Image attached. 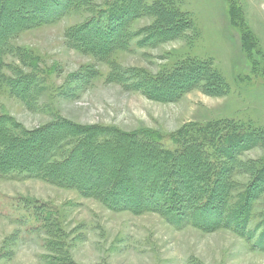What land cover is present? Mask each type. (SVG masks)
I'll return each instance as SVG.
<instances>
[{"label":"trees","instance_id":"trees-1","mask_svg":"<svg viewBox=\"0 0 264 264\" xmlns=\"http://www.w3.org/2000/svg\"><path fill=\"white\" fill-rule=\"evenodd\" d=\"M175 1L158 0L150 5L148 0H106L94 7L91 0H0V57L12 53L10 40L18 34L94 7L93 15L69 30L66 38L72 49L111 62L117 53L130 52L138 37L142 39L137 44L144 48L195 31L193 20ZM225 1L229 24L240 34L241 51L251 63L250 74L238 75L237 82L252 83V78L258 79V70L264 79V66L256 58L264 60V53L241 2ZM144 18L153 19L152 24L133 31V24ZM110 65L111 82L157 102L174 103L194 90L218 98L229 92L208 61L185 60L158 75L143 68ZM2 66L0 63V87L6 85L30 107L36 79L25 75L8 79L1 74ZM73 78L79 81L84 77ZM173 141L177 149L172 151L161 145L156 134H128L59 118L28 130L0 115V178L41 180L76 190L115 213H155L178 230L194 227L212 233L227 229L248 236L249 216L255 202L264 196V161L240 158L255 149L264 150V130H247L229 121L205 127L190 125ZM208 141L215 143V158L207 150ZM239 174L251 179L242 189H236L234 180ZM24 206L32 210L41 226L32 229L42 230L47 237L44 246L51 256H44L41 264H74L61 244L64 235L57 212L34 201ZM252 247L264 250L263 234Z\"/></svg>","mask_w":264,"mask_h":264},{"label":"rangeland","instance_id":"rangeland-1","mask_svg":"<svg viewBox=\"0 0 264 264\" xmlns=\"http://www.w3.org/2000/svg\"><path fill=\"white\" fill-rule=\"evenodd\" d=\"M94 7L106 0H91ZM158 0H148L152 4ZM249 26L264 53V0H240ZM176 7L195 24V31L172 42L140 47L138 37L130 52L112 59L123 68H143L152 75L172 71L179 63L208 61L229 87L225 97H211L201 90L185 94L174 103L151 100L127 91L109 79L111 62L72 49L67 33L89 19L97 8L80 10L49 25L26 30L10 40L11 52L1 55V74L8 79H36L35 97L28 107L6 85L0 87V115H7L26 129H36L55 118L83 126H103L128 134L146 132L160 137L161 145L177 149L176 134L187 126L233 122L247 130H264V79L237 82L248 75L251 63L241 51L240 34L229 24L225 0H176ZM153 19L135 22L133 31L148 27ZM264 66V60L256 57ZM260 63V62H259ZM88 71V74H84ZM94 73L89 74V72ZM75 75L84 77L75 81ZM249 128V129H248ZM207 150L215 158L214 142ZM241 161H264V150L244 154ZM236 189L251 180L234 178ZM28 201L57 212L64 246L74 264H264V250L253 248L264 235V196L251 211L247 236L222 229L205 233L198 228L178 230L155 213L141 216L115 213L76 190L59 188L41 180L0 178V264H41L51 254L46 236L33 218ZM252 232V238H251Z\"/></svg>","mask_w":264,"mask_h":264}]
</instances>
